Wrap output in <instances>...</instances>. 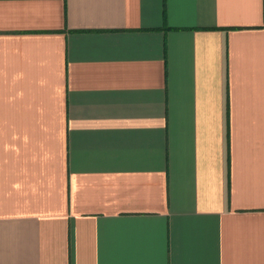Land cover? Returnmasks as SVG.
<instances>
[{
    "label": "crops",
    "instance_id": "obj_1",
    "mask_svg": "<svg viewBox=\"0 0 264 264\" xmlns=\"http://www.w3.org/2000/svg\"><path fill=\"white\" fill-rule=\"evenodd\" d=\"M0 264H264V0H0Z\"/></svg>",
    "mask_w": 264,
    "mask_h": 264
}]
</instances>
